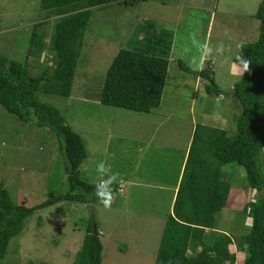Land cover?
<instances>
[{"label": "rangeland", "instance_id": "obj_1", "mask_svg": "<svg viewBox=\"0 0 264 264\" xmlns=\"http://www.w3.org/2000/svg\"><path fill=\"white\" fill-rule=\"evenodd\" d=\"M260 1L139 0L132 5L110 3L92 9L71 95L39 91L37 97L57 107L82 136L90 156L79 168L85 180L99 183L118 173L114 201L105 209L99 201L90 205L57 200L36 210L26 219L22 232L11 238L0 264H77L93 217L103 244L102 264H152L169 214V192L149 189L152 199L141 193L143 188L128 184L129 193H120L118 179L132 173L130 177L142 180L145 175L138 176L147 172L148 182H162L161 175L170 180L185 159L197 123L236 132L234 114L239 105L231 90L242 74H236L232 65L237 56L242 57V45L256 36L254 13ZM41 5V0H0V54L26 64L33 75L53 64L54 58L46 50L39 57L35 51L28 55L35 28L47 43L55 30L57 17L48 18ZM39 22L44 24L36 27ZM146 22L174 31L173 56L194 68L191 62H198L201 44L208 41L215 48L222 41L224 53L214 51L207 60L214 64L217 83L229 93L224 100L206 94L201 80L180 71L175 60L170 63L159 107L142 113L101 104L106 69L120 48L145 42L150 34ZM101 163L103 172L97 170ZM65 165L58 138L49 128L21 121L0 104V185L15 203L34 206L67 193ZM223 171L231 183L234 207L223 208L216 223L218 229L237 235L251 224V217L243 219V208L252 187L243 166L229 163ZM156 193L163 194L157 197ZM149 216L154 221L147 220ZM230 249L236 251V245Z\"/></svg>", "mask_w": 264, "mask_h": 264}, {"label": "trees", "instance_id": "obj_2", "mask_svg": "<svg viewBox=\"0 0 264 264\" xmlns=\"http://www.w3.org/2000/svg\"><path fill=\"white\" fill-rule=\"evenodd\" d=\"M137 1L41 0L47 17H57L55 30L47 43L44 34L38 35L35 28L28 55L35 51L39 57L49 51L54 55L53 64L33 75L26 64L0 54V104L19 120L49 128L57 136L69 183L67 193L34 206L15 203L0 185V259L8 253L11 238L22 232L26 219L36 210L57 200L90 205L99 201L96 183L85 180L79 169L89 156L82 136L57 107L39 100L37 93L71 95L93 8ZM254 17L258 20L256 36L241 47L242 57L251 62L250 70L231 90L239 105V112L234 114L236 132L229 134L220 126L194 125L173 212L167 216L154 264H264V0ZM156 26L146 22L144 27L150 34L145 42H133L115 54L106 69L99 95L101 104L142 113L160 106L170 63L174 62L175 37L174 31ZM175 62L180 71L201 79L206 94L222 100L229 94L217 83L211 60L205 61L203 71H195L182 59ZM229 163L243 166L248 185L255 189V198L243 208V219L251 217V224H244L246 232L237 235L218 229L216 223L230 196L231 183L223 171ZM93 220L89 221L77 264H102L103 244ZM231 245H236L239 254L230 249Z\"/></svg>", "mask_w": 264, "mask_h": 264}, {"label": "crops", "instance_id": "obj_3", "mask_svg": "<svg viewBox=\"0 0 264 264\" xmlns=\"http://www.w3.org/2000/svg\"><path fill=\"white\" fill-rule=\"evenodd\" d=\"M173 61H175L176 59H175V57L172 55V58H171ZM234 63H238V61L237 60H235L234 61ZM232 70L233 71H235L233 68H232ZM197 80L196 81H198V79H200V78H196ZM201 80V79H200ZM194 97H192V99H193ZM191 99V100H192ZM190 108H192L191 107V105H190ZM220 117H222V116H220ZM223 118V117H222ZM224 119V118H223ZM225 120V119H224ZM193 129V128H192ZM187 149H188V146H187V148H186V150H185V155H184V157H185V159L181 162V164H180V168H178L176 171H175V174L173 175V176H170L169 178H170V180H171V182H170V180L167 178V176H163V175H161L162 176V182H148L150 179L146 176L147 175V172H145L143 175H141L140 174V176H138V177H142V176H144V178L146 179V180H144V178L142 179V180H135L134 179V176H129V175H133L132 173L131 174H128V173H125L124 175H122L121 176V178H119L118 179V182H120L119 183V185H118V187H117V189H118V191L120 192V193H129V188H128V184L131 186V187H135V188H143L142 189V192L141 193H146V194H148V195H150L149 193H147V192H149V189H152V190H158V191H167V192H169L168 193V197L170 196V198H168V200H167V202H169L168 204H169V207H168V211H169V213H172L173 212V206H174V201H175V198H176V194H177V192H178V189H179V185H180V181H181V178H182V174H183V170H184V166H185V161H186V157H187ZM143 151V150H142ZM90 157V156H89ZM165 174H167V173H165ZM165 180V181H164ZM103 181V179H101V180H99V183L100 182H102ZM157 181V180H156ZM164 181V182H163ZM154 183V184H153ZM133 189V188H132ZM136 189H134V191H135ZM144 190H146L145 192H143ZM253 190V189H252ZM251 190V193H249V196H248V200L249 199H251L253 196H254V194L255 193H253V191ZM231 191H232V188H231ZM231 191H230V193H231ZM163 193H156V195H157V197H159V195H162ZM253 194V195H252ZM147 195V196H148ZM151 196V198L152 199H155L152 195H150ZM231 197H233V196H231V194H230V196H229V199L227 200V202H226V204H225V206L223 207L224 208V210H227L228 211V209H229V207H234V202H231ZM253 200V199H252ZM223 210V211H224ZM147 220L148 219H151V220H153L154 221V219L153 218H151L150 216L149 217H147L146 218ZM150 220V221H151ZM152 221V222H153ZM163 221H164V219L161 221L162 223H163ZM165 224H166V220H165ZM165 226V225H164ZM164 229V228H163ZM157 251H158V248H157ZM157 251H156V253H155V250H154V252H152V254L153 253H155V255H154V258H152L153 259V261H152V264H154V261H155V257H156V254H157Z\"/></svg>", "mask_w": 264, "mask_h": 264}, {"label": "clouds", "instance_id": "obj_4", "mask_svg": "<svg viewBox=\"0 0 264 264\" xmlns=\"http://www.w3.org/2000/svg\"><path fill=\"white\" fill-rule=\"evenodd\" d=\"M193 37L195 34H191ZM217 54H223L225 51V45L221 41L219 42L215 48L208 42L205 41L203 44L199 46V58L198 62L194 59L191 63L195 65V71H203L205 67V61L212 56L213 52ZM236 60L238 63H234L232 68L235 70L236 74H243L244 72H248L250 70V61L244 59L243 57L237 56ZM111 167V166H109ZM97 170L103 172L104 164L101 163L97 166ZM118 177V173H113L107 180H103L100 183L95 184V195L99 199V202L103 204L105 209H110L111 205L114 201L113 188L112 185L116 182Z\"/></svg>", "mask_w": 264, "mask_h": 264}]
</instances>
